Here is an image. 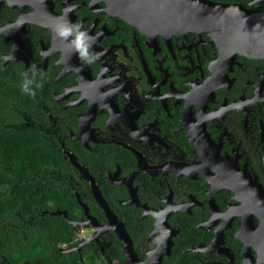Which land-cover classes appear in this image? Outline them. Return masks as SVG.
I'll return each mask as SVG.
<instances>
[{
    "label": "flooded vegetation",
    "instance_id": "af4514ba",
    "mask_svg": "<svg viewBox=\"0 0 264 264\" xmlns=\"http://www.w3.org/2000/svg\"><path fill=\"white\" fill-rule=\"evenodd\" d=\"M204 1L264 12V0ZM188 3L0 0V133H29L60 155L59 168L32 170L25 180L33 193L42 185L75 204L0 220L2 246L4 239L13 246L11 237L26 244L25 231L42 232L45 217L66 222L63 212L75 221L88 215L103 227L95 192L142 262L244 264L253 235L256 264L264 223V203L253 191H264V58L231 55L213 30L182 31L179 9ZM68 9L70 22L97 37L91 51L100 55L92 64L53 32L54 18ZM32 63L41 70L35 96L20 91ZM72 230L75 243H58L56 254L80 255L93 244L97 261L113 264L101 242L116 238L113 231L78 253L70 250L92 230ZM0 264H8L1 253Z\"/></svg>",
    "mask_w": 264,
    "mask_h": 264
},
{
    "label": "trees",
    "instance_id": "16d2710c",
    "mask_svg": "<svg viewBox=\"0 0 264 264\" xmlns=\"http://www.w3.org/2000/svg\"><path fill=\"white\" fill-rule=\"evenodd\" d=\"M39 140V137L29 133H0V220L5 223L17 220V215L26 219L34 210H42L51 205H58L68 211L75 206L72 200L63 199L61 194L51 192L52 190H47L42 185H35L37 191L33 193L31 182L25 180L32 170L39 173L40 170H52L64 164L56 152L42 149L37 143ZM41 226L42 232L25 231L26 244L11 237L14 245L9 247L4 239L3 246L0 244V253L8 264H32L34 259L47 260L48 263L53 257L56 259L55 264H104L101 259L97 261L98 250L93 244L85 247L81 256L77 253L66 256L56 254L58 243L70 245L76 239L71 226L62 219L54 224L51 218L45 217ZM101 242L104 257L108 261L125 264L120 244L113 235Z\"/></svg>",
    "mask_w": 264,
    "mask_h": 264
},
{
    "label": "water",
    "instance_id": "95a60500",
    "mask_svg": "<svg viewBox=\"0 0 264 264\" xmlns=\"http://www.w3.org/2000/svg\"><path fill=\"white\" fill-rule=\"evenodd\" d=\"M260 1L263 0H258V2ZM188 2L190 7L179 9L181 12L180 16L182 20L185 21L183 24H179V28H184L182 31L196 28L197 30L207 33V30H213L214 34L216 33L218 35L220 45L226 50H229V52H231V50L233 51L231 55L238 53L250 58H264V12L248 11L241 6L226 7L214 5L204 0H188ZM184 11L191 12V14L182 16ZM64 159L72 163L84 176L82 169L70 155H65ZM85 173L87 174V172ZM86 180L90 183L93 181L90 176H88ZM253 191L256 196L260 197V201L264 203V191L259 187H254ZM94 194L96 201L102 207L106 215V223L103 227L98 228L94 218L88 215H86V220L84 221H75L68 218L65 212L62 213L64 215V220L71 228L92 230V233H90L86 239L78 242L70 252L79 253L86 245L93 242L98 243V237L100 235L108 231H113L120 244V250L126 264H153L150 262H142L137 258L132 241L126 233L123 224L108 210L104 200L95 192ZM260 218L264 221V215L261 214ZM247 219L249 220V218H246V220ZM242 234H245V232ZM258 234L261 237V241L256 247V264H264V223ZM254 236L256 237V234ZM252 242L253 235L249 236L245 244L244 264H252V257L250 254V245ZM80 261H82L81 257Z\"/></svg>",
    "mask_w": 264,
    "mask_h": 264
},
{
    "label": "clouds",
    "instance_id": "9594fccd",
    "mask_svg": "<svg viewBox=\"0 0 264 264\" xmlns=\"http://www.w3.org/2000/svg\"><path fill=\"white\" fill-rule=\"evenodd\" d=\"M70 10H66L62 18H54L58 23L53 27V32L58 39L70 45L73 52L84 65L92 64L99 59L100 55L91 51L97 37L89 35L87 31L82 29L79 23L70 22L67 19V11ZM40 73V68L34 63L27 70H24L20 83V91L26 95L35 96L36 89L42 86L36 83V79Z\"/></svg>",
    "mask_w": 264,
    "mask_h": 264
},
{
    "label": "rangeland",
    "instance_id": "374dc122",
    "mask_svg": "<svg viewBox=\"0 0 264 264\" xmlns=\"http://www.w3.org/2000/svg\"><path fill=\"white\" fill-rule=\"evenodd\" d=\"M85 230H87V229H85ZM81 234L85 235V233H81Z\"/></svg>",
    "mask_w": 264,
    "mask_h": 264
}]
</instances>
